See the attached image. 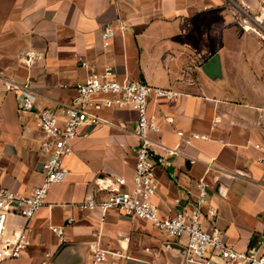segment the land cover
Here are the masks:
<instances>
[{"label":"crops","instance_id":"1","mask_svg":"<svg viewBox=\"0 0 264 264\" xmlns=\"http://www.w3.org/2000/svg\"><path fill=\"white\" fill-rule=\"evenodd\" d=\"M256 29L264 32V0H0V191L30 195L42 184L50 154L37 111L64 118L76 83L111 65L121 78L181 93L150 107L159 129L149 137L171 162L156 170L161 215L196 206L207 183L203 226L247 251L264 236V41ZM25 84L34 112L19 106ZM101 115L81 128L64 160L67 179L36 215L8 217V232L25 230L29 245L2 264H92L95 247L106 250V264L182 261L169 243L185 247V239L117 209L85 207L119 189L116 177L130 187L135 173L138 114Z\"/></svg>","mask_w":264,"mask_h":264},{"label":"built area","instance_id":"2","mask_svg":"<svg viewBox=\"0 0 264 264\" xmlns=\"http://www.w3.org/2000/svg\"><path fill=\"white\" fill-rule=\"evenodd\" d=\"M255 31L264 41V32ZM112 33L113 28L107 27L105 36ZM75 90L76 97L69 103H63L64 118L57 117L49 109L37 111V125L43 132L42 147L50 154L44 164L42 184L34 188L30 195L0 191V264L18 259L29 245L25 230L8 232V217L16 214L29 220L36 215L44 205L51 187L67 179L69 171L64 166V160L74 154V142L81 128L102 122L104 119L101 111L104 109H129L138 114L136 135L140 142L136 149L135 173L130 187L123 189L129 186L128 179L116 177L119 189L110 190L101 200L95 197L87 199L85 207L117 209L132 219L152 223L169 236L185 239L184 264H264V238L258 248L253 243L247 251H240L226 243L222 229L217 226L207 229L203 226V206L209 186L207 183L201 184V192L195 200L196 206H186L182 211L169 216L160 213L155 202L156 170L171 162L154 148L149 137L152 131L159 129L157 117L151 114L150 107L159 98H177L180 91L157 87L143 80L121 78L111 65L77 82ZM19 106L26 112L36 110L34 91L29 84L22 87ZM215 213L216 209L212 208L210 214ZM106 254V250L96 247L92 264H106Z\"/></svg>","mask_w":264,"mask_h":264},{"label":"water","instance_id":"3","mask_svg":"<svg viewBox=\"0 0 264 264\" xmlns=\"http://www.w3.org/2000/svg\"><path fill=\"white\" fill-rule=\"evenodd\" d=\"M263 238L264 237H260L259 239H255L254 240V245H256V248H258V246H259V244H261V242H262V240H263ZM169 245L170 246H174V247H176V248H178V249H181L182 251H183V256H182V261L180 262V264H184V259H185V255H186V247H182V246H180V245H178V244H175V243H173V244H171V243H169ZM96 248V247H95Z\"/></svg>","mask_w":264,"mask_h":264}]
</instances>
